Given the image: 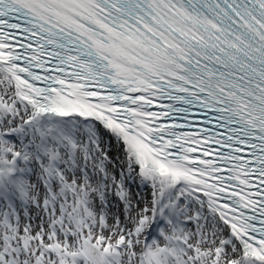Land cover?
<instances>
[{
  "label": "snow or ice",
  "instance_id": "snow-or-ice-1",
  "mask_svg": "<svg viewBox=\"0 0 264 264\" xmlns=\"http://www.w3.org/2000/svg\"><path fill=\"white\" fill-rule=\"evenodd\" d=\"M0 264H264V0H0Z\"/></svg>",
  "mask_w": 264,
  "mask_h": 264
}]
</instances>
